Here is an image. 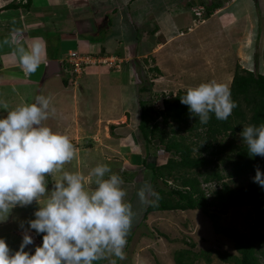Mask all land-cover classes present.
<instances>
[{"label": "crops", "instance_id": "obj_1", "mask_svg": "<svg viewBox=\"0 0 264 264\" xmlns=\"http://www.w3.org/2000/svg\"><path fill=\"white\" fill-rule=\"evenodd\" d=\"M166 1L164 14L158 17L154 13V0H0V102L7 105L6 109L0 108V116L34 102L37 95L49 97L51 119L44 122L46 126L67 135L76 144V152L81 149L92 153L98 149L93 155L105 159L102 150L111 139L107 137L108 127L118 120L121 123L117 125L127 122L130 112L126 110V96L132 105L139 100L141 80L137 74L141 65L137 62L154 71L156 66L151 57L159 56V49L166 51L168 46L178 45L181 33L183 38L193 34L194 29L189 26L195 20L183 11L172 10L178 0ZM209 1L212 11H220L215 23L221 34L225 26L234 22L227 30L236 41L228 42V48L232 46L239 52L241 46L242 56L256 48L264 54V0H230L229 5L221 0ZM209 9L207 6L206 10ZM212 11L206 12L207 15ZM187 28L189 33L184 32ZM194 36L182 38V51L191 49V46L185 49V41H192ZM33 42L42 48L40 65L35 73L25 75L15 48L18 45L27 48ZM73 50L114 56L123 63L113 71L102 65L91 66L74 83L65 71L64 62ZM193 54L201 63L206 61L201 53ZM127 88L134 95L128 94ZM131 108L140 118V107ZM84 143L90 147H84ZM73 161L79 160L73 159L64 166H73ZM48 187L51 189L52 185ZM33 203L38 209L39 205ZM6 243L13 251L19 248L14 247V241ZM33 247L34 244L27 249Z\"/></svg>", "mask_w": 264, "mask_h": 264}, {"label": "clouds", "instance_id": "obj_2", "mask_svg": "<svg viewBox=\"0 0 264 264\" xmlns=\"http://www.w3.org/2000/svg\"><path fill=\"white\" fill-rule=\"evenodd\" d=\"M41 52L36 42L27 48L16 46L25 75L37 71ZM180 102L202 124L212 114L227 120L237 107L228 86L216 81L189 87ZM50 104L49 97L37 95L34 102L0 116V223L14 208L36 202L39 207L27 227L42 236V243L36 244L26 231L14 251L0 238V264H96L101 260L116 264L114 258H125L134 219L133 207L125 200L124 180L107 164L95 166L86 177L64 171L76 148L67 135L44 123ZM0 108L7 105L0 102ZM240 135L250 156L264 157V123L247 125ZM58 172L62 175L49 189L46 177ZM252 179L264 188V172L259 168ZM136 195L142 204L159 199L150 184L139 187ZM33 244L34 249L26 250Z\"/></svg>", "mask_w": 264, "mask_h": 264}, {"label": "rangeland", "instance_id": "obj_3", "mask_svg": "<svg viewBox=\"0 0 264 264\" xmlns=\"http://www.w3.org/2000/svg\"><path fill=\"white\" fill-rule=\"evenodd\" d=\"M154 1V13L160 17L164 14L163 5L167 1ZM221 1H224L222 4L225 5L227 3L226 5H229L230 0ZM202 4L205 7H211L209 5V0H178L175 7H172V10L175 8V12L180 13L183 11L185 15L191 17H189V19L195 20L194 23H190L191 25L188 23L190 25L189 27L194 29L192 32L193 34L184 37L186 39L195 35L192 38L194 43H192L193 40L185 41V49L189 48V46H191V49L181 50L182 43H184L182 41L183 33H181L178 45H170L166 51L159 49V56L154 55V57H151V63L154 64V67H162L159 71H151L149 66L147 68L143 66L142 63L137 62V65H141L144 82L149 83L151 86V92L149 93L137 92V99L146 101V106L153 108V115L154 112L163 111V101L173 97L179 90L186 91L189 87H195L201 83L211 81L223 83L229 88L237 65L249 69L253 71V73H261L264 75V54L262 51H259V48H256L254 52H250L248 55L245 54L244 56L240 54L241 46L239 52H236V49L232 46L228 48V42L236 41L234 38H231L232 36L229 35V31L227 30L230 28L229 25L234 22L230 23L228 27L225 26L226 28L222 29L221 34L217 29L218 23H215L216 17L219 19L220 11L216 13L214 11L215 9L209 15L206 13V18L203 23L196 21L197 19L193 13V7ZM261 24L262 22H260V25ZM235 28L240 29V26L236 25ZM216 29L217 31L215 32ZM184 32L189 33L188 28ZM232 35H234V33ZM258 39L259 38H257V42L259 41ZM226 48L229 50H226ZM232 48L233 51L229 52ZM194 52L201 53L202 57L206 59L204 63H206L207 66L194 56ZM198 55L199 54H197V56ZM122 63L123 60H121V66ZM104 67L110 71L118 70V68ZM56 87L58 88V86ZM127 89L129 90L128 94L134 95L130 91V88ZM128 99V96H126V101H128L125 103L126 110L130 112L127 115L126 124L117 125L121 123V121L118 120L117 124H112V126L110 125L111 127H108L109 133H107V137L111 139L107 144L108 147L106 146L107 148L105 147L102 150L105 159L97 157L98 154L97 156L93 155L96 151L98 152V149H94L92 153H88L87 151L84 152L80 149L76 152L74 157V159L79 161H73L72 163L75 168L73 166H64V171L68 172H77V169L78 172H80L81 168V174L86 177L87 173L95 166L107 164L113 173L119 174L124 180L122 187L127 193L125 200L133 207L134 219L127 236V244L124 249L125 258L123 260L114 258L116 259V264H176L174 260L175 251L183 249H189L197 254L199 253L200 257L197 258L196 264H234L235 260L232 257L239 254L234 247V242L231 238L224 235V233L216 231L210 214L218 215L217 225L219 227L235 229L245 237H249L254 224L251 206H232L223 213L220 211V208H210L207 213L199 209H194L186 211H153L146 214L145 211L148 204H142L139 201L136 195L137 190L144 184H150L155 191L154 183L151 182L150 167L164 163L168 154L163 153V145L157 139L151 141L148 148L146 147L147 150L143 142L139 141V134L137 131L139 115L137 116V114L131 112V107H139V103L136 101V103L133 102L134 104L132 105L130 99ZM135 109L136 108H134V110ZM133 114L134 117H130L133 116ZM135 115L137 117H135ZM48 119H51V117ZM157 121L161 123L162 119L160 116L157 117ZM169 129L170 127L167 128V131ZM179 135H183L187 139L197 142V138L188 131H181ZM86 141H89V139H86ZM242 142L244 141L239 133L235 135L228 133L226 135H220L215 142V151L219 150L217 149L218 144L224 145L225 148L220 149L221 152L218 154L211 155L210 153L207 154V152L201 154L212 161L209 168L205 170L206 172L216 169L223 175L221 181H213L209 182V184L202 183L201 187H204V191L208 198H212V192L214 189H219L222 182L227 183L233 190L246 187L248 182L247 178L237 179L227 176L231 158L235 153L233 147ZM230 143H232L233 146L230 145ZM74 146H76V144H74ZM88 146L90 147V145L84 143V147ZM197 151L196 149V152ZM84 155L88 157L85 158L83 157ZM141 160L145 162L142 163ZM68 164H70V162ZM201 171L202 173L205 172L204 169ZM191 173L195 175L196 170L189 172V174ZM61 175L62 173L58 172L46 177L48 184L52 185L53 181L55 182ZM50 177L54 180L51 181ZM202 178V176H199L200 180H202ZM151 199L152 198H150V200ZM36 210L37 207L35 203L27 207L14 208L8 219L0 223V238H2L3 234H6L3 239H5V241H14V247H17L22 242L23 235L27 231L32 235L34 241H40L34 230H29L27 227V222L35 218L34 212ZM21 224H23V227H21ZM259 231L260 235L264 237V229L260 228ZM253 239L256 249L264 250V240H259L257 236H253ZM34 247L26 250L34 249ZM207 253L208 256H206ZM221 253H226L229 259L221 255ZM205 257H208L210 262H208ZM262 258L260 259L262 264H264ZM102 262V264H109L108 260H102Z\"/></svg>", "mask_w": 264, "mask_h": 264}, {"label": "trees", "instance_id": "obj_4", "mask_svg": "<svg viewBox=\"0 0 264 264\" xmlns=\"http://www.w3.org/2000/svg\"><path fill=\"white\" fill-rule=\"evenodd\" d=\"M209 8L208 13L212 11L213 7ZM154 71L159 70L155 67ZM139 76L141 80L139 91L151 92L150 84L144 82L142 78L141 66ZM229 89L232 99L237 104L232 115L227 120L221 121L212 114L207 124L200 123L199 118L193 117L188 107L180 102V98L186 91L179 90L171 97L172 99H165L163 111L154 112V115L152 114L153 108L147 107L146 101L139 100L141 110L137 129L139 141L143 142L146 149L153 139H157L163 145V153L169 156L164 163L150 167L151 182L154 183V189L158 193L159 199L148 203L145 212L147 214L153 211L199 209L207 213L210 208H220L223 213L232 206L249 205L253 210L252 219L254 221L249 237H245L235 229L219 227L217 225L218 215L210 214V217L216 231L224 233L233 240L234 247L239 253L232 257L235 260L234 264H262L260 258L263 257L264 261V250L256 249L253 236L264 240L259 231L260 228L264 229V188L253 182L252 178L257 168L264 172V157L250 156L247 145L242 142L233 147L235 153L231 158L227 176L237 179L247 178L246 187L233 190L227 183L222 182L221 187L212 192V198H208L204 187H201L202 183L209 184V182L223 179L219 170L205 171L212 161L205 155H201L203 152L211 155L218 154L221 152L220 149L225 148L224 145L218 144L217 149L219 150L215 151L217 137L227 133L240 134L243 127L247 125L264 123L263 74L253 73V71L237 65ZM158 116L162 119L161 123L157 121ZM169 127L170 129L167 131ZM181 131L193 134L197 138V142L179 135ZM141 162L145 161L141 160ZM203 169L204 173L201 171ZM192 170H196L195 175L189 174ZM199 176L203 177L202 180L199 179ZM37 236L42 243V236ZM221 255L229 259L226 253H221ZM198 257H200L199 253L183 249L175 251L174 260L176 264H196ZM205 258L210 262L208 257ZM102 263V260L96 262V264Z\"/></svg>", "mask_w": 264, "mask_h": 264}, {"label": "built area", "instance_id": "obj_5", "mask_svg": "<svg viewBox=\"0 0 264 264\" xmlns=\"http://www.w3.org/2000/svg\"><path fill=\"white\" fill-rule=\"evenodd\" d=\"M193 13L196 16V21L199 23H203L205 21L206 7L203 4L193 7ZM64 62L66 64L65 71L69 73L70 81L75 83L79 75L86 72L89 67L94 65H102L109 68L119 69L121 59L109 55H93L91 53H81L77 50H73L69 51L64 59ZM35 243L39 244L40 241H35Z\"/></svg>", "mask_w": 264, "mask_h": 264}]
</instances>
